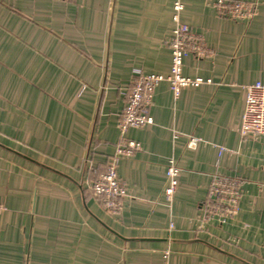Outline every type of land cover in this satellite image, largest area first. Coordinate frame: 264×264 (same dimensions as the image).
Instances as JSON below:
<instances>
[{"label": "crops", "instance_id": "0c3cea01", "mask_svg": "<svg viewBox=\"0 0 264 264\" xmlns=\"http://www.w3.org/2000/svg\"><path fill=\"white\" fill-rule=\"evenodd\" d=\"M237 1L252 15L183 0L209 52L184 72L211 83L179 100L156 87L154 124L127 133L141 148L120 163L112 212L92 186L137 78L170 71L172 0H0V264H161L166 252L170 264H264V137L240 134L245 87L264 82V0ZM170 162L181 175L168 204ZM218 175L242 184L225 222L209 197Z\"/></svg>", "mask_w": 264, "mask_h": 264}, {"label": "built area", "instance_id": "2783aa9c", "mask_svg": "<svg viewBox=\"0 0 264 264\" xmlns=\"http://www.w3.org/2000/svg\"><path fill=\"white\" fill-rule=\"evenodd\" d=\"M53 4H61L63 0H49ZM218 13L233 19L242 20L252 15L250 4L237 0H211ZM173 21L171 49L172 62L169 73L140 76L128 96L127 105L120 117V140L116 150L108 162L106 171L93 184L94 195L101 199L105 208L116 212L121 207V199L126 196L119 177V166L123 159L132 157L140 150L139 142L127 139L130 129H139L153 125L154 118L151 109L154 105V93L161 83H167L175 98L179 100L182 90L199 88L211 83L202 77L193 78L184 72V61L189 55L199 57L208 55V51L201 45L196 28L184 24L181 14L184 9L183 0H172ZM240 134L244 139L264 137V82L258 81L245 87L244 106L240 120ZM190 148L196 147V140H191ZM180 169L170 162L167 171L159 178L165 184L164 197L171 204L179 186ZM242 185L236 176L218 175L215 177L209 190V197L222 204V219L229 221L241 212ZM220 211V210H219ZM170 253L166 252L161 264H170Z\"/></svg>", "mask_w": 264, "mask_h": 264}, {"label": "water", "instance_id": "95a60500", "mask_svg": "<svg viewBox=\"0 0 264 264\" xmlns=\"http://www.w3.org/2000/svg\"><path fill=\"white\" fill-rule=\"evenodd\" d=\"M219 251H220V250H219ZM220 252H222V251H220ZM226 254H227V253H226ZM228 255L231 256V257H233V258H235V259H237L238 261H240V262H242V263L248 264L247 262H244V261H242V260H240V259L234 257L233 255H230V254H228Z\"/></svg>", "mask_w": 264, "mask_h": 264}, {"label": "rangeland", "instance_id": "374dc122", "mask_svg": "<svg viewBox=\"0 0 264 264\" xmlns=\"http://www.w3.org/2000/svg\"><path fill=\"white\" fill-rule=\"evenodd\" d=\"M105 171H106V170H105ZM241 185H242V184H241ZM242 196H243V195H242V192H241V197H242ZM241 197H240V198H241ZM243 257H244V256H243ZM248 260H249V259H248ZM250 261H251V260H250ZM252 262H253V261H252ZM255 263H256V262H255Z\"/></svg>", "mask_w": 264, "mask_h": 264}]
</instances>
